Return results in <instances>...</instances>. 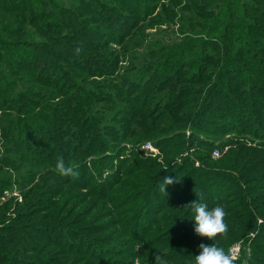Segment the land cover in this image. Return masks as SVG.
I'll use <instances>...</instances> for the list:
<instances>
[{
  "label": "rangeland",
  "instance_id": "rangeland-1",
  "mask_svg": "<svg viewBox=\"0 0 264 264\" xmlns=\"http://www.w3.org/2000/svg\"><path fill=\"white\" fill-rule=\"evenodd\" d=\"M243 1L251 12H264V0ZM57 3L60 8H53L55 17L44 18L45 23H39V28L26 24L23 32L26 36L18 40L19 46L8 47L16 64L7 65L12 67L11 76L3 79V83L0 81V230L12 228L14 233L6 232L7 236H22L26 240V245L19 246L27 252L18 254L21 258L41 261L43 256L36 250L49 254L59 249L39 237L46 225L54 223L68 238L69 248L95 258L92 262L93 259L82 255L70 256L75 264H97L96 261L107 264L108 259L118 264H146L148 256H143L140 245L135 246L138 240L128 236L132 228L125 220L129 214L120 213L132 209L136 204L130 202L133 192L145 188L147 182L135 181L143 172L131 178L125 177V173L147 155L152 158L148 162L155 165L161 163L163 167L166 162L155 144L159 137L136 127L135 121H130L129 108L135 99H141L144 82L151 74L160 80L165 77L159 69L164 61L162 48L187 37L198 38L202 30L196 23L212 12L219 0H57ZM162 6L166 8V18L160 15ZM47 7L53 4L43 6ZM108 14L119 22H135L139 28L132 29V34L124 38L122 29L107 24ZM4 17L9 19L5 20L6 30L18 29L19 20ZM258 29L259 39L264 43V27ZM47 57L51 70L43 67L37 71L32 62ZM209 57L215 56L210 53ZM90 61L96 66L90 65ZM156 88L157 83L147 84V89L155 92V99L162 101L163 109L167 101L163 94L168 86L161 91ZM75 89L86 93V98L82 100L79 94L75 97ZM71 98L76 100L70 104ZM155 101L151 100L152 104ZM134 128L137 136L129 134ZM206 129L202 125H189L184 133L189 137L200 131L204 137L210 133ZM173 133L176 132L169 131ZM91 142L94 145L90 148ZM147 142L152 143L154 152L142 149ZM220 147L214 145L213 151H218L219 156L215 157L213 152V158H222L228 150ZM86 148L93 150V155L81 165L78 160ZM117 152L125 155V160L119 158L121 172L117 171L116 162L104 156L113 159ZM191 154L189 150L183 156L191 158ZM60 157L78 173L83 169L89 171L92 180L84 175H79L84 177L81 182L61 176L55 170ZM105 165L108 166L104 174L101 171ZM31 201L33 205L26 207ZM51 239L55 237L52 235ZM235 245L240 246V256L243 242ZM155 250L151 247L147 251L154 256Z\"/></svg>",
  "mask_w": 264,
  "mask_h": 264
},
{
  "label": "trees",
  "instance_id": "trees-1",
  "mask_svg": "<svg viewBox=\"0 0 264 264\" xmlns=\"http://www.w3.org/2000/svg\"><path fill=\"white\" fill-rule=\"evenodd\" d=\"M50 3L53 7L43 8ZM55 7L60 8L57 0H0L2 83L3 79L11 76L12 67L7 65L16 64V58L8 52L9 44L18 45V40L26 36L23 33L26 24L37 28L39 23L44 25L47 16L55 17ZM159 12L166 18L164 6ZM4 15L19 20L18 29L6 30L5 20L9 19L3 18ZM116 18L108 14L106 23L112 28L122 29L124 38L132 34V29L139 28L135 22H119ZM196 26L202 30L198 38L187 37L171 47L162 48L164 61L159 69L165 77L160 80L156 74H151L144 82L139 95L141 99H135L129 108L132 114L130 121H135L136 127L159 137L155 144L162 150L166 164L162 167L161 163L148 162L152 158L147 155L126 170L125 177L129 178L143 172L144 175L135 181L147 182V185L133 192L130 202L136 204L120 214H129L125 220L132 228L128 236L138 240L135 246L140 245L143 256H148L146 264H155L157 254L167 264H195L199 244L215 243L228 252L239 241L243 245L237 264H242L247 258L249 249L248 264H264V43L259 39L258 29L264 27V12H251L243 0H219L212 12L203 16ZM58 46L64 49L62 45ZM210 53L215 57H209ZM48 60L47 57L44 61H33L32 65L37 71L44 68L48 71L52 67ZM90 62L96 66L95 62ZM153 83H157V91L168 86L163 94L167 99L163 109L160 106L162 101L155 99L153 89H147V84L153 86ZM78 94L82 100L86 98V93L75 89V97ZM73 98L69 100L70 104L76 100ZM151 100L157 101L152 104ZM189 125H202L210 133L203 137L200 131H194L187 137L184 129ZM168 130L176 133L169 134ZM130 133L137 136L136 128ZM216 137L219 139H214ZM93 145L91 142L90 148ZM214 145L221 146L222 150L228 148L222 158H213ZM189 150L191 158L183 156ZM120 153L117 152L113 159L104 155L108 161L116 162L118 172L122 170L120 160H125V155ZM90 155H93V150L84 149L78 163L84 164ZM106 166L101 171L104 174ZM79 175H84L89 181L93 178L84 169ZM165 177H176L178 183L166 186L162 192L160 184ZM83 178L79 176L76 181H84ZM201 194L204 197L202 202L207 203L209 209L219 205L227 213L228 233L217 236L215 241L195 234V213L191 207H186L199 200ZM34 197L37 200V196ZM33 202L27 203L26 207H31ZM54 225H46L39 237L59 249L49 254L36 250L43 256L41 261L18 257V254H27L19 248L27 244L26 240L22 236H7L6 232L14 233L12 228L0 230V264H75L70 256H81L82 252L69 248L68 238ZM52 235L55 239H51ZM151 247L156 249L154 256L147 251ZM82 256L93 259L87 253ZM107 264L118 263L108 259Z\"/></svg>",
  "mask_w": 264,
  "mask_h": 264
},
{
  "label": "clouds",
  "instance_id": "clouds-1",
  "mask_svg": "<svg viewBox=\"0 0 264 264\" xmlns=\"http://www.w3.org/2000/svg\"><path fill=\"white\" fill-rule=\"evenodd\" d=\"M79 51V49L77 50ZM55 170L61 175L72 178L73 181L79 179V173L72 166H66L62 157L56 161ZM178 183L176 177H165L160 184V191L165 192L166 186ZM203 195L199 200L193 201L186 207H191L194 215V232L200 237L214 240L217 236H226L228 233V225L225 222L227 213L222 206H215L209 209L207 203L202 202ZM199 254L195 255V264H237L239 256L234 251L225 252L223 247H218L215 243L207 245L199 244ZM251 251L249 249L247 258L243 259L242 264H248ZM155 264H167L160 254L155 255Z\"/></svg>",
  "mask_w": 264,
  "mask_h": 264
},
{
  "label": "built area",
  "instance_id": "built-area-1",
  "mask_svg": "<svg viewBox=\"0 0 264 264\" xmlns=\"http://www.w3.org/2000/svg\"><path fill=\"white\" fill-rule=\"evenodd\" d=\"M142 149L143 150H147L148 152H154V149L152 147V143L151 142H147L145 144L142 145ZM214 156L215 157H218L219 156V152L218 151H215L214 152ZM197 166L199 165L198 163L196 164ZM231 251H234L235 253H237V255H239V252H240V246L238 245H235L233 246L231 249Z\"/></svg>",
  "mask_w": 264,
  "mask_h": 264
}]
</instances>
